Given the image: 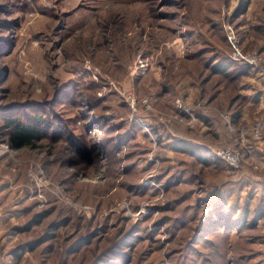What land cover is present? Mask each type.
Returning <instances> with one entry per match:
<instances>
[{
	"label": "rangeland",
	"instance_id": "obj_1",
	"mask_svg": "<svg viewBox=\"0 0 264 264\" xmlns=\"http://www.w3.org/2000/svg\"><path fill=\"white\" fill-rule=\"evenodd\" d=\"M248 5L0 0L5 264H264V75L230 59L224 31L264 66V0ZM16 119L43 140L12 150ZM228 146L247 164L221 163Z\"/></svg>",
	"mask_w": 264,
	"mask_h": 264
},
{
	"label": "built area",
	"instance_id": "obj_2",
	"mask_svg": "<svg viewBox=\"0 0 264 264\" xmlns=\"http://www.w3.org/2000/svg\"><path fill=\"white\" fill-rule=\"evenodd\" d=\"M224 31H225V37H227V40L230 45V59L233 60L234 62L241 63L243 66L247 67H252V68H258L261 69L262 74L264 75V66L261 64L263 63L262 56L257 54L256 52H250V53H245L241 49V43L239 38L235 35V32L233 31V28L230 26V24H224ZM126 94V93H124ZM127 103H129L130 107L132 108L131 110L133 112H138V103L136 101L135 96L132 93H127ZM142 105L145 107L146 110L151 111L150 103L147 101V99L142 100ZM178 107L181 111H183L186 115L191 116L192 118L194 117V111L195 109L201 108V104H199L195 108L187 107L185 104H183L181 101L178 100ZM180 116L179 114H175L174 116H163L161 117L164 120V123L168 124H173L175 123H181L183 124V120L178 117ZM225 117V116H224ZM225 119H228L225 118ZM264 129V119L262 120H257L253 129L252 133L255 136H259L261 131ZM240 137L242 140H244V134L241 133ZM214 153L216 157L226 164L228 167L232 169H238L245 164H247V156H246V151H243L239 147H222L221 149H216L214 150ZM254 168H258V166L254 165ZM40 195V193H39ZM0 264H5V261L0 257Z\"/></svg>",
	"mask_w": 264,
	"mask_h": 264
},
{
	"label": "trees",
	"instance_id": "obj_3",
	"mask_svg": "<svg viewBox=\"0 0 264 264\" xmlns=\"http://www.w3.org/2000/svg\"><path fill=\"white\" fill-rule=\"evenodd\" d=\"M250 0H243V5L245 8H248V3ZM228 45V44H227ZM214 75H220L223 73H226L231 68L227 66L226 64H219L212 67ZM33 122L35 124H43L44 120L41 118V116H34ZM33 124L27 125L26 123H23L22 121L16 119L10 123H8V139H9V145L12 150L17 151L21 149L26 148H33L37 143H40L43 138L41 135V131H39L36 128V125ZM264 135V132H263ZM179 144L176 145L177 150L190 152V148H188V145L183 142H178ZM15 256H17V260H20V257L17 255V252H13Z\"/></svg>",
	"mask_w": 264,
	"mask_h": 264
},
{
	"label": "crops",
	"instance_id": "obj_4",
	"mask_svg": "<svg viewBox=\"0 0 264 264\" xmlns=\"http://www.w3.org/2000/svg\"><path fill=\"white\" fill-rule=\"evenodd\" d=\"M260 149V148H259Z\"/></svg>",
	"mask_w": 264,
	"mask_h": 264
}]
</instances>
